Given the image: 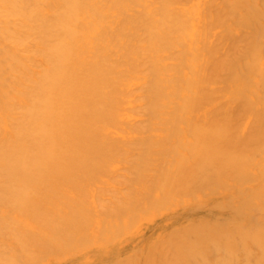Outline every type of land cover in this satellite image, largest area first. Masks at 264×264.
<instances>
[{
	"label": "bare ground",
	"instance_id": "bare-ground-1",
	"mask_svg": "<svg viewBox=\"0 0 264 264\" xmlns=\"http://www.w3.org/2000/svg\"><path fill=\"white\" fill-rule=\"evenodd\" d=\"M0 264H264V0H0Z\"/></svg>",
	"mask_w": 264,
	"mask_h": 264
}]
</instances>
